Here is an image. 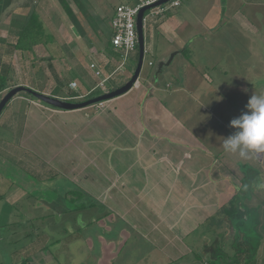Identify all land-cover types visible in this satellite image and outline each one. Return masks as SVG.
<instances>
[{"label":"rangeland","instance_id":"obj_1","mask_svg":"<svg viewBox=\"0 0 264 264\" xmlns=\"http://www.w3.org/2000/svg\"><path fill=\"white\" fill-rule=\"evenodd\" d=\"M66 1L76 12L72 0ZM80 3L86 9L90 5L83 0ZM125 3L133 6L135 0ZM187 3L179 10H184ZM188 7L193 14H185L186 21L201 36L205 34L210 56L198 55L197 60H190L189 53H185L184 59L173 60L161 78L159 90L152 93L159 107L151 109L149 115L147 108L143 115L142 106L136 105L147 88L146 75H152L159 59L147 52L133 88L101 106L58 111L23 92L13 97L21 102V111L27 109L26 100L44 108L41 119L52 128H16L18 122L24 121L16 113L13 115L18 110L14 108L17 103H12L14 109H8V104L2 111L0 122L6 120L5 126L13 136L0 129V140H4L0 142V171L15 186L5 192V206L3 212L0 210V234L4 238L0 244L1 264L8 261L1 251L10 255L13 250L16 260H29L38 253L32 257L36 261L43 259L41 264H210L218 256L223 259L219 264H232L236 259L235 234L223 222L222 209L207 208L200 195H206L209 203L217 196L215 192L228 185L231 193L240 195H247L251 188V205L264 211V152L241 157L223 147L224 138L234 131L230 121L246 111L252 95H264V0H192ZM32 9L37 11L52 41L48 47H34L32 52L17 50V26ZM210 9L211 16L210 11L205 16L204 11ZM87 11L92 15L93 10ZM179 14L181 18L183 13ZM196 18L206 21L203 26H222L227 36L222 40L216 29L206 32L200 24L201 28L197 27L193 23ZM92 20L95 26L99 22V18ZM95 26L84 37L75 38L72 24L57 0H13L0 14V70L9 68L10 88L34 83L50 95L63 79L64 91L72 93L64 100L76 95L74 101H84L125 84L134 73L135 57L105 83L103 79L88 81L90 91L79 88L78 82L76 89H71V83L66 87L72 77L69 68H75L73 60H96L92 54L99 49L100 34L96 36L92 31ZM186 29L189 28L181 26V32ZM226 39L230 44H240L243 53L232 49ZM193 46L198 52L203 50V38ZM51 60L64 62L53 61L51 70ZM149 60L153 67L148 66ZM52 72H59V81L49 79ZM31 88L41 93L37 87ZM8 90L0 94V100ZM48 110L62 115L48 118ZM134 118L140 120L139 125ZM148 132L154 137L151 146H161L157 160L150 162L142 159ZM151 170H159L161 175L152 178L148 175ZM153 179L157 182H151ZM153 183L157 187L151 191ZM66 189L79 192L81 197L77 199L71 193L66 199ZM127 190L136 197L137 211L125 208ZM77 204L85 209L72 211ZM17 215L25 225L8 226L9 220L16 222ZM159 220L164 227L155 236L151 230L157 228ZM260 221H264L263 216ZM143 222L147 235L138 229ZM5 227L14 234L4 233ZM262 233L250 264H263ZM57 238L62 239L58 246L54 242ZM50 255L52 261L40 257Z\"/></svg>","mask_w":264,"mask_h":264},{"label":"crops","instance_id":"obj_2","mask_svg":"<svg viewBox=\"0 0 264 264\" xmlns=\"http://www.w3.org/2000/svg\"><path fill=\"white\" fill-rule=\"evenodd\" d=\"M78 1H81V0H78ZM83 1H86L88 3L90 2V5H86V7H87L88 10H93V13H92L93 16L91 15L90 12L87 11L88 14L92 18H94V17L95 18H99V22L98 21L95 22L96 23V27H97L96 30L95 31L92 30L94 33H96V36H98V33L100 34L98 36V39L100 38L99 49L95 50L94 54H92V56L96 57V60H90L89 62H86V63H85L84 60H73L74 62L71 65L73 67H75V68L73 70H71L69 68V71H70V74L72 75V77L70 78L71 79L70 82L66 83V85L67 84L69 85L70 83L78 82L79 88H83V90H87V89L90 88V85H89L90 82L87 83L88 81H90L91 79H93L94 81L95 80L98 81V79L99 80H102V79L104 80L109 75H111L115 71V69L117 68V65H118L117 62H119V59H118L117 55L111 50V44H110L111 29H110V26H111L112 18L114 16L115 9L119 5L126 4L125 3L126 0H103L104 3L101 2L100 0H89V1L83 0ZM191 1L192 0H187L184 3L188 2L190 4ZM72 2H74V5H75V1L72 0ZM111 2H114V3L111 4ZM82 4L84 5V3H82ZM183 4L176 10L166 12L162 17L155 18L153 21L152 20L151 21H147V23L144 26V55L147 52V54H149L151 57L152 56H156V57L159 58L158 62L161 61V60L166 61V60L169 59L170 56H173V57H172L171 63L168 66L164 67L163 74L158 76L159 77L158 82L150 84L149 83V79H150L149 76H151V75L149 74L148 77L146 75V78L148 80L147 88L142 91V93H141V95H140V97H139V99L137 101V104H136L137 107L138 106L139 107L142 106L143 115L145 114V109L146 108H147L146 109V113L148 112V115H149L150 112H151V109H155V108L159 107V102H156V99H155V97L153 96L152 93H154L156 90H159L158 86H159V83L161 81V78L167 72V68L172 64L173 60H175L176 58L184 59L183 56H184L185 53H189L188 57L190 58V60H197L196 57L198 55H200V56H204L205 55L206 57L210 56V53H208L209 52L208 50L210 48L209 47L207 48V46H209V45H208V41H205V34H203L201 36L200 33H197L198 29L193 30V26L191 25V23H188L186 21L185 17L189 13L193 14L192 10H191V7H188L189 4L187 6H185L184 10H179L183 6ZM75 7L77 9V6H75ZM219 10H220V12L222 11L220 6H219ZM209 11H210V16H211V14L213 13V11L211 9L207 10V11H204L203 14L206 16V14L209 13ZM179 13H183V16H181V18H180V14ZM185 14H187V15H185ZM189 17L195 18L196 16L195 15H190ZM194 20L195 21L193 23H196L197 27L201 28V26H202L204 29H207L206 32H209L211 30H215L216 29L217 32H219V36L221 37L222 40H224L225 36H227V31L224 30V28L222 26H220V25H218L217 27H214L213 25H208L209 27H207V25L203 26V23L206 24V21L203 20L202 18H196ZM199 24L201 26H199ZM186 25H188V26H186ZM181 26H183L185 28H189V29L184 30L185 32L183 33V32H181L182 31L181 30ZM200 37L203 38L205 46H204V48L202 47L203 50H200L198 52V49L194 48L195 46H193V44L196 42L197 39H200ZM195 38H197V39H195ZM227 39L225 40V42L227 44H230ZM230 46L232 47V49L237 48V50H236L237 52L240 51L241 54L243 53L242 52L243 51L242 46L240 44H238L236 41H234L232 44H230ZM134 57H135V55L132 58H134ZM53 61H56V63H57V61H59L61 63L64 62V60H51V64L49 65V68L51 70H52L51 67H53L52 65H54ZM67 61L68 60H66V63H67ZM131 61H133V60H131ZM149 63H151L150 60L148 62V66H149ZM91 65H93L94 68H91ZM150 67H153V63H151ZM188 67H190V66H188ZM128 69H129V67H128ZM96 71L100 72V75L97 78L95 76V72ZM59 75H60L59 72H56V73L52 72V74H49V79H50V77H53L55 80L59 81L60 80L59 77H61ZM47 77H48V74H45V80L47 79ZM122 78L125 79V77H122ZM35 80H36V78L34 79V81ZM84 82H86L87 84L84 83ZM209 82L212 83L211 81H209ZM82 83H84V85ZM122 83H120V84H122ZM68 85L66 87H68ZM78 85L76 84L77 87H78ZM138 85H139L138 88H140L139 82H138ZM63 86H65V81L62 79V82L59 83L58 88L57 89L55 88L50 93L49 96H52V97H55V98H59V99H63V100H64L65 96H67V95L70 96L72 94V93H70L71 91L69 93H66L64 91V89H63L65 87H63ZM25 87H27V86H25ZM31 87H33V88L37 87V90L39 89L40 92L43 93V94H45L44 92H46L45 89L42 86L36 85L34 83H33V86H30L28 88L32 89ZM168 87L170 88L171 86L168 85ZM90 90H91V88L89 89V91ZM57 91H58V93H56ZM142 96H144V97H143V99L141 101V97ZM75 97H76V95H73V98H75ZM73 98H71V99H73ZM17 99L18 98H13L12 101H10L8 103L10 105L8 109L12 110L14 108H18V110L16 112H15V110L13 112L14 116H15V113H16V115L18 117L24 118L23 122H18L17 123L16 128H18V127L20 129L21 128H27V125H29V127H36L38 130L40 128H42V127H45V126L48 127V128H52L53 127V125L43 124V120L41 119L42 118V111L41 110H43L44 108H42L41 106H39L36 103L34 104L30 100H26V103H27L26 108L27 109L26 110L22 109V111H21L19 109V107H21L20 106L21 102L17 103L16 102ZM23 99H25V98H23ZM12 103H17L18 105L16 107H14L12 105ZM90 107H92V106H90ZM95 108L96 109H100V108H97V107H95ZM160 108H162V107H160ZM58 111H63V110H59L58 109ZM46 113H50L48 118L56 117V119H57L60 115H62V114H60L61 112H57V110H55V111H49L48 110ZM36 114H38V115H36ZM57 115H58V117H57ZM7 116H9V115H7ZM154 118L155 117L153 115L152 119H154ZM3 121L4 122H2V121L0 122V129H2L5 133H8L9 135L13 136L12 131H10L5 126L6 120L3 119ZM134 121L136 122L137 125H139L140 120H138V118H134ZM132 128L136 129L134 124L132 125ZM149 135L150 136H148L147 138L144 139V140H147V143L143 144V146H142V147H144L143 148L144 149V153L142 155V159L150 162V161L157 160L156 157L158 155V151L160 150L161 146H159V147L151 146L152 145V140H153L154 137L150 133H149ZM0 139H1V137H0ZM3 141L0 140V142H3ZM169 142H171V141H169ZM148 158H150V159H148ZM0 174H1L0 175V193H1L0 194V200H1L0 210H1V212H3V208H4L5 205L2 206V203H3V200H5V192L6 191H10L11 189L14 190L15 183L12 182L10 179L6 178L4 176L3 171H2V173L0 171ZM148 175L150 177H152V178H155V177L161 175V171H159V170H151V175L150 174H148ZM220 175L222 176V174H220ZM222 179H224V178L222 177ZM151 182H157V180L153 179V180H151ZM232 184L234 185V183H232ZM209 185H212V181H210ZM156 187H157V184L154 185V183H153V188H150L151 191H154L156 189ZM228 188H229V185H228V187L226 186V188L224 190H221V191L216 189L218 192L219 191L220 192L219 193L215 192L214 196H216V195L217 196L215 198H213V199L211 198L209 203H208L209 198L206 197V195H200V198H201L202 201L205 200L204 202H206L208 204L207 208L221 209V208H223L222 207V205H223L222 201L225 202L226 200L229 199L231 194L235 193V192L231 193V190H229ZM68 192H70V191L66 189L65 192H64L65 195L68 194ZM225 192H227V193H225ZM126 193H128V194H124L125 199L127 200L125 202V208L128 209V210L131 209L132 212L137 211V206L134 205V199L136 197L129 190H127ZM192 193H194V192H192ZM150 198L155 204H157V202L154 201V198H152V197H150ZM220 198H222L221 201H220ZM11 200H13V197L9 201H11ZM137 202H138V199H137ZM137 202L135 204H137ZM213 202H214V204H213ZM80 205L81 204H79V205L77 204L76 208H78ZM193 206L196 208L195 205H193ZM145 208H148V207L145 206ZM13 220L12 219L9 220V223L7 225L8 226H11V225H14V224H16L18 226H21L20 224L25 225L24 222L21 223V218H19V216L16 218V222H14ZM222 220H223L224 223L227 222L224 218ZM158 222L159 223L156 225L157 228H153V230H151V233L154 232L153 235H155V236L157 235L156 233L161 231L162 227H164L162 222H161V220H159ZM135 224L137 225L138 222H136ZM2 225L4 227V224H2ZM136 225H133V227L137 228ZM19 229L20 228L18 227L17 230H19ZM138 229H139V231L141 233L147 235L145 233L146 228H145L144 222L140 223V227ZM2 231L4 233L7 231L9 234H11V233H12V235L14 234L13 232H11V228H9V227H5ZM185 232H188L187 229H185ZM180 235H181V232H180ZM178 238H179V236H177V240H178ZM3 241H4V238L0 234V244H2ZM56 245L58 246L59 244L57 243ZM1 252H2L1 255H5L6 254V256L8 257V261L6 262V261L3 260L2 264H17V263H19L22 260V259L21 260H18V259L16 260V257H12L13 255H15L14 254L15 253L14 250L11 252L10 255L7 254L4 251H1ZM37 255H38V253H35L32 256H37ZM174 255L175 256L179 255L178 257L181 256L180 254H174ZM32 256H29V260L28 261H29L30 264H41L40 260L43 261V259H38V258H37V261H36V260H34V258ZM40 257H45L44 260L52 261V259H51L52 256L51 255H50V257H47V256H40ZM178 257H176V258H178ZM170 259H172V258H170Z\"/></svg>","mask_w":264,"mask_h":264},{"label":"trees","instance_id":"obj_3","mask_svg":"<svg viewBox=\"0 0 264 264\" xmlns=\"http://www.w3.org/2000/svg\"><path fill=\"white\" fill-rule=\"evenodd\" d=\"M13 0H0V14L7 9ZM59 5L62 7L64 14L68 17L72 24V34L75 38L84 37L85 33L89 28H94L95 24H93L92 17L88 14L84 5L80 3L78 0L75 1V6H77V11L74 12L70 5L66 0H57ZM74 3V2H73ZM93 24V26H92ZM17 38L15 48L17 50L32 52L33 48L42 44L45 47H48L50 41H52V37L49 32H47L43 26L42 20L40 19L37 11L32 9L30 13L26 16L24 21L17 26ZM88 28V29H87ZM96 30V26H95ZM93 30V31H95ZM77 33H76V32ZM136 63L138 60V47H136L135 53ZM9 68L3 67L0 70V94L5 90H10V81H9ZM116 88H112L114 90ZM101 95V94H100ZM30 96V95H29ZM99 96V95H97ZM93 96L88 99L97 97ZM85 99V100H88ZM69 102H82L74 101L73 99L67 100ZM9 103V102H8ZM7 103V105H8ZM6 105V106H7ZM4 107V109L6 108ZM3 109V110H4ZM2 110V111H3ZM244 179L241 180L243 182ZM251 188L248 190L247 195H240V193H233L226 200L222 207L223 218L229 224V227L232 228L235 234V238L233 239V243L237 246V255H235L236 259L232 262V264H250L254 258L256 257V252L258 246L260 245L261 240L263 239V231H264V221H260V217H264V211L261 212L259 210L258 205H251L253 193L251 192ZM72 193V194H71ZM69 194L75 195L72 197H76L79 199L81 194L79 192H68L66 196ZM250 194V195H249ZM65 198L67 199V197ZM74 201V200H72ZM264 205V200H263ZM81 209H85L84 205H80L78 208L72 211H79ZM95 222V221H94ZM62 240L61 238H57L54 240L55 243H59ZM238 241V242H237ZM222 257L219 256L213 258L210 261V264H219L221 262ZM17 264H30L28 259H22ZM253 264V263H252ZM264 264V260H263Z\"/></svg>","mask_w":264,"mask_h":264},{"label":"water","instance_id":"obj_4","mask_svg":"<svg viewBox=\"0 0 264 264\" xmlns=\"http://www.w3.org/2000/svg\"><path fill=\"white\" fill-rule=\"evenodd\" d=\"M170 0H161L158 3L148 6V7H143L139 10L137 17H136V31H137V47H138V60L136 63V67L134 70L133 75L131 76V78L122 86L111 90L107 93L101 94L97 97L88 99V100H84L82 102H69L67 100H63V99H59V98H55L43 93H39L36 92L28 87L25 86H17L14 87L10 90H8L5 95H3V97L0 100V115L2 113V110L4 109V107L7 105L8 102H10V100L16 96L18 93H26L28 95H30L31 97L37 99L38 101L47 104L51 107H54L56 109L59 110H63V111H73V110H80V109H84L96 104H100L102 102H106L109 100H112L114 98H117L119 96H122L124 94H126L127 92H129L134 84L138 81L141 70H142V66H143V58H144V26H143V17L145 15V13L147 11H149L150 9L163 5L166 2H168ZM172 57L170 56L168 60L164 61L161 60L159 62H157L153 73L149 79V83H155L158 82V79L162 72L164 67L168 66L171 61H172ZM144 96L141 97V101L143 99Z\"/></svg>","mask_w":264,"mask_h":264},{"label":"built area","instance_id":"obj_5","mask_svg":"<svg viewBox=\"0 0 264 264\" xmlns=\"http://www.w3.org/2000/svg\"><path fill=\"white\" fill-rule=\"evenodd\" d=\"M161 0H135V5L127 4L119 5L115 11L111 21V35L110 44L111 50L117 55L119 65L115 71L102 83L110 80L119 69L123 68L136 53L137 47V31H136V17L139 10L143 7H148L158 3ZM187 0H170L163 5L154 7L147 11L143 17V26L147 21H153L155 18L162 17L166 12L178 9ZM151 63H149V66ZM91 68H94L91 65ZM100 75L99 71L95 72V76ZM71 89H76V83L69 85ZM98 106H101L98 104Z\"/></svg>","mask_w":264,"mask_h":264},{"label":"clouds","instance_id":"obj_6","mask_svg":"<svg viewBox=\"0 0 264 264\" xmlns=\"http://www.w3.org/2000/svg\"><path fill=\"white\" fill-rule=\"evenodd\" d=\"M245 107V112L230 121L234 131L223 142L225 151L241 157L264 152V95H252Z\"/></svg>","mask_w":264,"mask_h":264}]
</instances>
